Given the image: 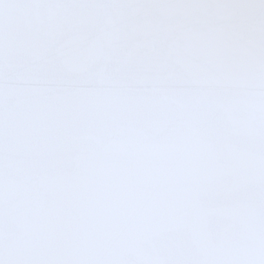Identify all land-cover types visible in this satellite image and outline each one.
<instances>
[{
  "label": "snow or ice",
  "instance_id": "6c2138e0",
  "mask_svg": "<svg viewBox=\"0 0 264 264\" xmlns=\"http://www.w3.org/2000/svg\"><path fill=\"white\" fill-rule=\"evenodd\" d=\"M0 264H264V0H0Z\"/></svg>",
  "mask_w": 264,
  "mask_h": 264
}]
</instances>
